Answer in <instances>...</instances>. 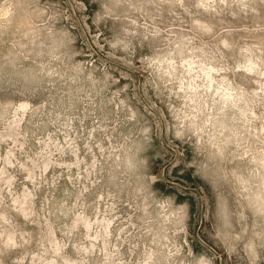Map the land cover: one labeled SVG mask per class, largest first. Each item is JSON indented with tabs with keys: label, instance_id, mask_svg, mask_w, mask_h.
Wrapping results in <instances>:
<instances>
[{
	"label": "rangeland",
	"instance_id": "rangeland-1",
	"mask_svg": "<svg viewBox=\"0 0 264 264\" xmlns=\"http://www.w3.org/2000/svg\"><path fill=\"white\" fill-rule=\"evenodd\" d=\"M0 264H264V0H0Z\"/></svg>",
	"mask_w": 264,
	"mask_h": 264
}]
</instances>
